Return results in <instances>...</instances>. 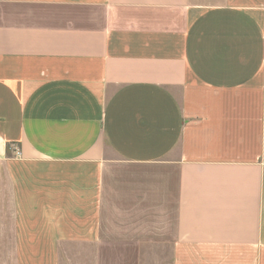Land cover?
Instances as JSON below:
<instances>
[{"label": "crops", "instance_id": "crops-1", "mask_svg": "<svg viewBox=\"0 0 264 264\" xmlns=\"http://www.w3.org/2000/svg\"><path fill=\"white\" fill-rule=\"evenodd\" d=\"M264 264V0H0V264Z\"/></svg>", "mask_w": 264, "mask_h": 264}, {"label": "rangeland", "instance_id": "rangeland-1", "mask_svg": "<svg viewBox=\"0 0 264 264\" xmlns=\"http://www.w3.org/2000/svg\"><path fill=\"white\" fill-rule=\"evenodd\" d=\"M87 254H89V251H84V250H73V251H62V262L63 264H71V261H75L76 257H86L87 258Z\"/></svg>", "mask_w": 264, "mask_h": 264}]
</instances>
